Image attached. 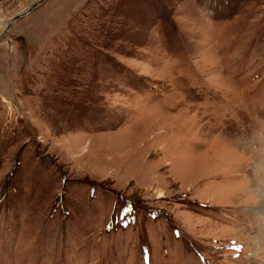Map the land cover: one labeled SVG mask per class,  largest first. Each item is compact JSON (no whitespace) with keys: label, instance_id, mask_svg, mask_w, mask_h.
Returning <instances> with one entry per match:
<instances>
[{"label":"rangeland","instance_id":"1","mask_svg":"<svg viewBox=\"0 0 264 264\" xmlns=\"http://www.w3.org/2000/svg\"><path fill=\"white\" fill-rule=\"evenodd\" d=\"M39 1L0 0V33ZM0 264H264V0H42L14 21Z\"/></svg>","mask_w":264,"mask_h":264},{"label":"water","instance_id":"2","mask_svg":"<svg viewBox=\"0 0 264 264\" xmlns=\"http://www.w3.org/2000/svg\"><path fill=\"white\" fill-rule=\"evenodd\" d=\"M40 2H42V0H40L39 2H37V3L33 4V5H31V6L28 8V10L25 11V12H23L22 14H17V15H15V16L11 19V22H10V23L5 27V29L0 33V39L5 35L7 29L10 28V26L12 25V23H13L14 21H16L19 17L24 16L25 14H27L28 12H30L31 10H33L34 7H35L38 3H40Z\"/></svg>","mask_w":264,"mask_h":264},{"label":"built area","instance_id":"3","mask_svg":"<svg viewBox=\"0 0 264 264\" xmlns=\"http://www.w3.org/2000/svg\"><path fill=\"white\" fill-rule=\"evenodd\" d=\"M0 24H2L1 20H0Z\"/></svg>","mask_w":264,"mask_h":264},{"label":"snow or ice","instance_id":"4","mask_svg":"<svg viewBox=\"0 0 264 264\" xmlns=\"http://www.w3.org/2000/svg\"><path fill=\"white\" fill-rule=\"evenodd\" d=\"M128 211H131V209H128Z\"/></svg>","mask_w":264,"mask_h":264}]
</instances>
